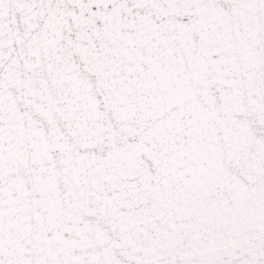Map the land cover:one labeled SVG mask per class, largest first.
I'll return each instance as SVG.
<instances>
[{
	"label": "snow or ice",
	"instance_id": "obj_1",
	"mask_svg": "<svg viewBox=\"0 0 264 264\" xmlns=\"http://www.w3.org/2000/svg\"><path fill=\"white\" fill-rule=\"evenodd\" d=\"M0 264H264V0H0Z\"/></svg>",
	"mask_w": 264,
	"mask_h": 264
}]
</instances>
